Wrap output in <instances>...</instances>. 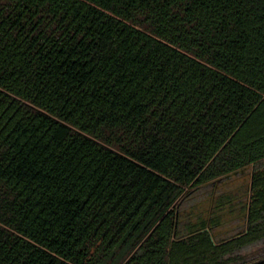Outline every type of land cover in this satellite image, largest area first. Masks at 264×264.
<instances>
[{"label": "trees", "instance_id": "1", "mask_svg": "<svg viewBox=\"0 0 264 264\" xmlns=\"http://www.w3.org/2000/svg\"><path fill=\"white\" fill-rule=\"evenodd\" d=\"M263 161L264 0H0V264H264L179 211Z\"/></svg>", "mask_w": 264, "mask_h": 264}, {"label": "rangeland", "instance_id": "2", "mask_svg": "<svg viewBox=\"0 0 264 264\" xmlns=\"http://www.w3.org/2000/svg\"><path fill=\"white\" fill-rule=\"evenodd\" d=\"M255 168H264V161L255 166H247L216 183L207 184L193 191L179 207L180 227L198 220L208 221L209 218H213L217 221V225L212 228L216 242L242 231L245 223L246 194L250 175ZM239 253L245 257L263 256L264 240L246 247Z\"/></svg>", "mask_w": 264, "mask_h": 264}]
</instances>
